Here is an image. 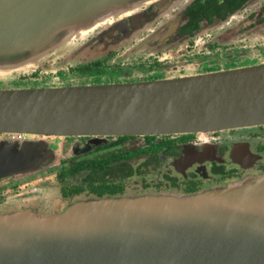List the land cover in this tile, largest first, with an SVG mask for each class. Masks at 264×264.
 <instances>
[{"label": "water", "instance_id": "1", "mask_svg": "<svg viewBox=\"0 0 264 264\" xmlns=\"http://www.w3.org/2000/svg\"><path fill=\"white\" fill-rule=\"evenodd\" d=\"M154 1L0 0V76L36 68ZM261 125L264 64L138 83L0 89V134L124 137ZM44 148L0 146V180L49 163ZM0 264H264V181L101 199L50 219L0 217Z\"/></svg>", "mask_w": 264, "mask_h": 264}, {"label": "flooded vegetation", "instance_id": "2", "mask_svg": "<svg viewBox=\"0 0 264 264\" xmlns=\"http://www.w3.org/2000/svg\"><path fill=\"white\" fill-rule=\"evenodd\" d=\"M137 13L72 40L27 81L138 83L238 69L225 68V59L264 64V0H158ZM22 135L0 134V146L43 144L53 159L0 180V217L50 219L101 199L189 196L264 176V125L152 136Z\"/></svg>", "mask_w": 264, "mask_h": 264}, {"label": "rangeland", "instance_id": "3", "mask_svg": "<svg viewBox=\"0 0 264 264\" xmlns=\"http://www.w3.org/2000/svg\"><path fill=\"white\" fill-rule=\"evenodd\" d=\"M101 26H99V27H101ZM79 38H75V39H79ZM65 51H66V49L64 51H62V52L64 53ZM53 57H56V56H53ZM53 57H51L50 59H47V60L46 59L41 60L37 64L38 65L37 67H39V65L40 66L41 65H45L47 62L52 60ZM231 60H233V61L231 62ZM223 63L225 64V68H233V67L244 68V67H249V66H255L256 65L255 61L238 60L237 58L225 59V60H223ZM36 68H27L26 71L23 70V71H19V72H14L10 76L9 75L8 76H4V77L0 76V89L46 88L47 86L48 87H52V86H58L59 85V83H56V82H52V83L47 82V84L46 83L35 84L33 82V81H35V77H33V80L27 81L28 80L27 78H30L29 73L35 72ZM218 68H217V71H218ZM186 73H190V72L188 71ZM47 76L48 77H52V75L50 73H48V72H47ZM191 76H195V75H191ZM21 77H25V78H21ZM183 77H190V76H183ZM177 78H182V77H177ZM166 79H176V78H166ZM166 79H162V80H166ZM38 85H40V86H38ZM45 85H47V86H45ZM49 85H52V86H49ZM24 86H27V87H24ZM26 136H28V138H31L33 135H26ZM7 139H10V138L7 137ZM50 139H58V138L50 137ZM41 175L44 176L45 174H41ZM24 180H26V179H24ZM263 181H264V176L251 178V179L246 180V182H243V183L239 184L238 187L239 188H244L246 186V183H248V182L249 183H259V182H263ZM38 183H40V182H38ZM41 185H42V183H41ZM41 185H37L34 189L39 188Z\"/></svg>", "mask_w": 264, "mask_h": 264}, {"label": "built area", "instance_id": "4", "mask_svg": "<svg viewBox=\"0 0 264 264\" xmlns=\"http://www.w3.org/2000/svg\"><path fill=\"white\" fill-rule=\"evenodd\" d=\"M19 135V139H23V135L22 134H18Z\"/></svg>", "mask_w": 264, "mask_h": 264}]
</instances>
